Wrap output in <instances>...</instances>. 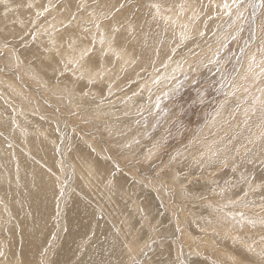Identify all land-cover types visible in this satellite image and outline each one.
I'll return each instance as SVG.
<instances>
[{
    "label": "rangeland",
    "instance_id": "374dc122",
    "mask_svg": "<svg viewBox=\"0 0 264 264\" xmlns=\"http://www.w3.org/2000/svg\"><path fill=\"white\" fill-rule=\"evenodd\" d=\"M263 4L0 0V264H264Z\"/></svg>",
    "mask_w": 264,
    "mask_h": 264
},
{
    "label": "bare ground",
    "instance_id": "6f19581e",
    "mask_svg": "<svg viewBox=\"0 0 264 264\" xmlns=\"http://www.w3.org/2000/svg\"><path fill=\"white\" fill-rule=\"evenodd\" d=\"M224 5V4H223ZM264 5V4H263ZM262 5V6H263ZM118 6V5H117ZM94 7V6H93ZM185 21V20H184ZM253 21V20H252ZM255 24H256V22H255ZM254 27V26H253ZM257 27V26H256ZM216 32V31H215ZM219 34V33H218ZM6 51V50H5ZM4 51V52H5ZM14 57V56H13ZM18 60V59H17ZM259 61V60H258ZM15 62V61H14ZM18 63V62H17ZM25 63V62H24ZM254 67V66H253ZM82 69V68H81ZM33 76V75H32ZM35 76V75H34ZM46 83V82H45ZM44 87V86H43ZM48 87V86H47ZM54 94V93H53ZM47 103V102H46ZM69 104V103H68ZM96 125V124H95ZM102 130V129H101ZM86 134V133H85ZM138 134V133H137ZM90 135V134H89ZM66 152V151H65ZM75 154V153H74ZM80 159V158H79ZM85 165V164H84ZM76 170H78V172L77 173H79L80 175H83V173L82 172H80L79 171V168H78V166H77V168H76ZM83 171V170H82ZM87 171H88V167H87ZM85 172V171H84ZM171 174V173H170ZM86 175V174H85ZM91 177V176H90ZM83 178H84V181H86V182H89V178H86L84 175H83ZM141 183H142V181H141ZM178 194V193H177ZM177 199V198H176ZM213 207V206H212ZM142 208V207H141ZM140 208V209H141ZM139 209V210H140ZM144 209V208H143ZM202 209V208H201ZM250 209V208H249ZM178 210V209H177ZM219 212V211H218ZM248 212V211H247ZM134 213V212H133ZM132 213V214H133ZM238 213V212H237ZM198 214V213H197ZM201 215V214H200ZM225 217V216H224ZM256 218V217H255ZM152 219V218H151ZM214 219V218H213ZM260 219V218H259ZM129 220H131V219H129ZM228 220V219H227ZM117 221V220H116ZM122 221V220H121ZM127 221H128V219H127ZM226 221V220H225ZM197 222V221H196ZM192 223V222H191ZM138 224V223H137ZM255 225V224H254ZM132 226V225H131ZM173 226V225H172ZM128 228V227H127ZM131 228V227H130ZM246 228V227H245ZM202 229V228H201ZM246 229H248V228H246ZM128 230V229H127ZM168 230V229H167ZM162 232V231H161ZM191 233V232H190ZM144 236V235H143ZM161 236V235H160ZM161 238H162V236H161ZM241 238V237H240ZM226 239V238H225ZM178 240V239H177ZM226 240H228V239H226ZM238 241H239V239H238ZM243 242V241H242ZM196 243V242H195ZM223 243V242H222ZM230 243V242H229ZM232 243H233V241H232ZM238 243H240V242H238ZM229 245H231V244H229ZM147 246V245H146ZM165 246V245H164ZM129 247V246H128ZM234 247V246H233ZM161 249V248H160ZM129 251V250H128ZM146 251V250H145ZM112 252V251H111ZM187 253V252H186ZM176 255V254H175ZM188 255V254H187ZM228 255V254H227ZM169 256V255H168ZM229 256V255H228ZM232 256V255H231ZM139 257V256H138ZM147 257V256H146ZM199 257V256H198ZM230 257V256H229ZM231 258V257H230ZM146 259V258H145ZM222 259V258H221ZM229 259V258H228ZM230 260H232V259H230ZM150 263V262H149ZM147 264V263H146Z\"/></svg>",
    "mask_w": 264,
    "mask_h": 264
},
{
    "label": "snow or ice",
    "instance_id": "6c2138e0",
    "mask_svg": "<svg viewBox=\"0 0 264 264\" xmlns=\"http://www.w3.org/2000/svg\"><path fill=\"white\" fill-rule=\"evenodd\" d=\"M262 3H264V0H262Z\"/></svg>",
    "mask_w": 264,
    "mask_h": 264
}]
</instances>
